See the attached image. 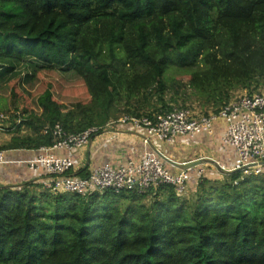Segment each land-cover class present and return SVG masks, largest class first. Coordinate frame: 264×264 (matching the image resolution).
I'll use <instances>...</instances> for the list:
<instances>
[{
	"label": "trees",
	"instance_id": "obj_1",
	"mask_svg": "<svg viewBox=\"0 0 264 264\" xmlns=\"http://www.w3.org/2000/svg\"><path fill=\"white\" fill-rule=\"evenodd\" d=\"M0 65L3 151L52 146L56 125L105 128L121 90L130 117L173 110L174 65L217 112L264 83V0H0ZM0 264H264V173L201 177L188 197L0 186Z\"/></svg>",
	"mask_w": 264,
	"mask_h": 264
},
{
	"label": "built area",
	"instance_id": "obj_2",
	"mask_svg": "<svg viewBox=\"0 0 264 264\" xmlns=\"http://www.w3.org/2000/svg\"><path fill=\"white\" fill-rule=\"evenodd\" d=\"M199 114L188 108H173L169 112L149 117H130L121 119L120 124L129 123L137 131H144V145L150 147L154 140L171 144L178 137L196 138L212 136L215 123L222 119L226 130L221 138L223 149L231 148L237 157L236 170L244 175L264 173V92L244 94L237 97L217 112ZM9 116L0 112V129L8 123ZM10 123V122H9ZM92 127L77 134L64 131L60 125L44 130L51 133L54 144L41 147L36 160L30 164L33 172L45 176L44 188L54 194H76L87 196L107 191L119 194L133 192L139 195L156 191L161 186L170 185L178 196L188 191L192 180L191 170L174 172L170 165L151 150L141 157L121 166L104 165L80 175L74 170V152L89 147L95 138L107 128ZM57 151L69 152L61 158ZM5 151L0 150V165L4 162ZM201 175V172H200ZM203 176V175H201ZM190 189V188H189Z\"/></svg>",
	"mask_w": 264,
	"mask_h": 264
},
{
	"label": "crops",
	"instance_id": "obj_3",
	"mask_svg": "<svg viewBox=\"0 0 264 264\" xmlns=\"http://www.w3.org/2000/svg\"><path fill=\"white\" fill-rule=\"evenodd\" d=\"M113 124L114 122H112L111 128H107L103 134L95 138L89 147L71 154L74 160V170L78 174L84 175L89 170L105 163L113 166L125 165L129 159L138 160L146 150H151L156 154L159 152L177 164L202 160V165L190 171L192 180L189 187L193 194L201 177L221 181L224 179L225 173L238 171L236 170L235 152L231 148L223 149L221 147V138L226 130V123L222 119H218L215 123L212 136H198L192 139L178 137L171 144L154 140L150 147L144 145V131L135 130L129 123H118L114 126ZM7 137V142L0 147L7 146L11 142L13 136L7 133ZM38 153V150L24 149L5 151L4 162L0 165V186L29 182L44 186L45 176L33 172L30 168V164L36 160ZM55 154L61 158L70 155L66 151H57ZM170 168L176 173L180 171L172 166ZM200 172L203 176L200 175Z\"/></svg>",
	"mask_w": 264,
	"mask_h": 264
},
{
	"label": "rangeland",
	"instance_id": "obj_4",
	"mask_svg": "<svg viewBox=\"0 0 264 264\" xmlns=\"http://www.w3.org/2000/svg\"><path fill=\"white\" fill-rule=\"evenodd\" d=\"M1 66L2 65H0V67ZM4 66L8 67L7 64H4ZM174 68L175 69H168L167 73L165 74V77H166L165 80H166L167 88H168V91L164 95V101L166 102V104L169 106H172L173 108H179L180 106H183V108L191 109L193 111L199 112V114H206V112L208 114V111L212 112L210 110L211 108H209L208 110H205L202 106V102H200L198 97L196 96L195 91L185 86V83L190 78L189 73L182 70L180 67H176L175 65H174ZM10 77H11V74L10 76L7 75L5 78L0 77V89H2L9 82ZM250 89H253L255 92H264V83H260L259 85L254 84ZM175 92H178V94L175 95ZM247 93H248V90H243V89L238 88L235 91L231 92V95L232 94L234 95L231 100L237 97H240L244 94H247ZM127 101H128V98H127L126 91L121 90L120 95H119V100L116 104L119 106L116 108V110H120V111L116 112L115 115L112 116L114 118H111V120L109 121L110 123L114 122L113 126L115 124L121 123L119 122L121 119L129 118L127 114H123L121 112V110L125 108V104L127 103ZM162 106H163L162 104L158 103L155 106H153L150 109V111L161 110L160 108ZM0 110L1 111L6 110L5 103L1 98H0ZM159 113L161 112H156L154 113V115L156 116ZM148 114L149 112L146 113V115H143V117H149L147 116ZM8 116L11 117V112L8 113ZM9 124L10 123L3 125L0 129V145L4 144L8 140L7 133L4 131V129H7L9 127ZM189 188L186 194H184L182 197H188L193 194L192 190H190ZM146 203L149 204L148 201Z\"/></svg>",
	"mask_w": 264,
	"mask_h": 264
},
{
	"label": "water",
	"instance_id": "obj_5",
	"mask_svg": "<svg viewBox=\"0 0 264 264\" xmlns=\"http://www.w3.org/2000/svg\"><path fill=\"white\" fill-rule=\"evenodd\" d=\"M157 155L162 158L166 163H168L169 165H171L172 167L182 170V171H188L191 169H194L196 167H199L200 165L203 164L202 160H197L194 162H190V163H186V164H177L169 159H167L166 157H164L162 154H160L159 152H157ZM264 164V162H263Z\"/></svg>",
	"mask_w": 264,
	"mask_h": 264
}]
</instances>
